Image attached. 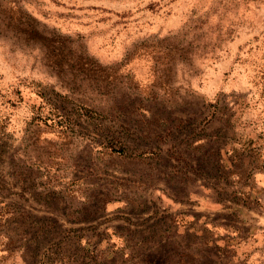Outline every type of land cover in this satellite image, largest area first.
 <instances>
[{
    "label": "rangeland",
    "instance_id": "374dc122",
    "mask_svg": "<svg viewBox=\"0 0 264 264\" xmlns=\"http://www.w3.org/2000/svg\"><path fill=\"white\" fill-rule=\"evenodd\" d=\"M0 264H264V0H0Z\"/></svg>",
    "mask_w": 264,
    "mask_h": 264
}]
</instances>
